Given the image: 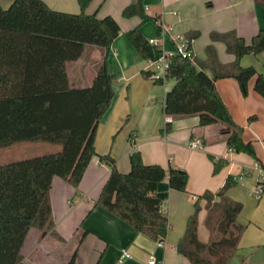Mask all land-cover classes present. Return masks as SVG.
Segmentation results:
<instances>
[{"label":"crops","instance_id":"0c3cea01","mask_svg":"<svg viewBox=\"0 0 264 264\" xmlns=\"http://www.w3.org/2000/svg\"><path fill=\"white\" fill-rule=\"evenodd\" d=\"M42 1L56 11H80L77 0ZM132 1L91 0L85 11L96 12L99 18L110 17L109 24L118 34L107 58L103 49L86 45L77 60L66 63L71 87L91 86L85 111L95 119L93 134L76 147L77 160L71 176L75 177L78 161L92 141L95 152L110 154L121 173L130 170L129 155L133 150L141 153L145 164L186 171V190L171 189L167 179L159 184L155 194L162 200L168 229L162 241L151 240L113 213L95 205L110 168L93 155L77 187L71 180L53 177L49 192L52 219L54 230L63 241L49 233L43 235L41 231L32 233L30 230L22 248L23 264H56L55 257L64 253L58 242L73 241L79 237V232L75 264H147L150 257L158 264H190L176 247L193 212V204L206 190L217 191L228 175L237 177V185L228 190L227 196L242 204L233 228L244 227L229 264H264V193L259 199L249 194L258 177L255 164L264 169V98L253 88L255 79L249 80L245 96L233 78L218 79L215 84L233 120L243 128V140L252 143L257 160L229 149L220 123L200 126L197 114L169 115L171 120L167 122L161 102L175 80L170 79L167 85L154 84L143 76L145 59L151 51L148 39L158 35V21L165 22L173 33L186 37L196 34L191 42L193 57L205 60V47L212 45L219 62L231 63L234 55L226 51L224 43L212 41L210 34L233 30L249 43L264 29L262 2L145 0V11L152 20L140 23L138 17L121 15L122 9ZM12 2L0 0V5L6 9ZM135 27L138 29L127 36L126 32ZM164 44L167 49L172 48L168 38ZM240 65L253 66L264 76V53L244 55ZM206 73L211 76L209 70ZM166 123L171 124V130L161 132ZM124 125L126 130L121 133ZM196 139L201 141L203 149L190 147L191 141ZM208 155L227 160L226 166L213 174ZM200 206L197 234L202 242H208L210 232L204 224V200L200 201Z\"/></svg>","mask_w":264,"mask_h":264},{"label":"trees","instance_id":"16d2710c","mask_svg":"<svg viewBox=\"0 0 264 264\" xmlns=\"http://www.w3.org/2000/svg\"><path fill=\"white\" fill-rule=\"evenodd\" d=\"M91 0H77L80 11L66 13L51 9L42 0H13L3 9L0 5V148L24 142H45L61 148L32 158L0 164V264H23V244L31 229L49 233L63 241L54 230L49 192L54 176L71 180L77 187L91 156L110 168L95 205L101 206L151 240H163L168 221L162 211V200L156 196L159 184L167 179L171 189L185 191L186 171L158 164H145L141 153L129 155L130 170L121 173L110 154L96 153L91 141L78 161L75 177L76 147L95 130V119L85 111L91 86L69 85L66 63L77 60L86 45L103 49L104 56L118 32L110 17H97L85 10ZM264 6V0H260ZM124 18L138 17L140 23L152 20L145 11V0H133L121 12ZM138 27L126 32L129 36ZM191 34L189 38L195 37ZM212 41L224 43L234 55L231 63H221L212 45L205 47L206 59L175 56L170 62L168 80L175 82L161 104L165 115H198L200 126L222 125L229 149L246 153L257 160L253 145L242 138L243 128L235 123L216 89V81L233 78L242 95L248 82L255 79L254 90L264 98V76L253 66L243 67L240 59L247 54L264 53V29L247 43L235 31L212 32ZM153 49L146 56H152ZM211 72V76L206 73ZM143 76L150 79V72ZM154 84H163L152 80ZM171 130L166 123L163 131ZM132 139V135L129 136ZM212 173H218L227 160L208 155ZM237 185V177L228 175L215 192L206 190L193 204L183 235L176 250L190 264H229L237 248L243 226L236 218L242 204L227 196ZM204 200L205 227L208 242L197 234L198 213ZM86 231H84L85 233ZM77 251L66 264H75Z\"/></svg>","mask_w":264,"mask_h":264},{"label":"built area","instance_id":"2783aa9c","mask_svg":"<svg viewBox=\"0 0 264 264\" xmlns=\"http://www.w3.org/2000/svg\"><path fill=\"white\" fill-rule=\"evenodd\" d=\"M158 35L148 39V44L153 49V55L145 59V69L150 72L151 80H160L165 84L168 80V72L170 62L173 57L180 56L181 58L189 59L193 62V54L191 50L192 39L180 33H173L171 28L163 21L157 22ZM168 38L172 43V48L167 49L164 41ZM167 122L171 120L167 115ZM191 148L203 149V144L196 139L191 141ZM258 171L256 182L249 189V194L254 199H259L264 193V169L258 163L255 164ZM147 264H158L154 257H150Z\"/></svg>","mask_w":264,"mask_h":264},{"label":"rangeland","instance_id":"374dc122","mask_svg":"<svg viewBox=\"0 0 264 264\" xmlns=\"http://www.w3.org/2000/svg\"><path fill=\"white\" fill-rule=\"evenodd\" d=\"M117 75H121L120 73H116ZM170 82L167 81L164 85H167ZM127 85V84H125ZM127 89V88H126ZM129 91V87L127 89ZM125 91V90H124ZM126 93V91H125ZM126 125H124L121 129V133H123L126 130ZM60 146L56 144L51 143H45V142H24V143H18L14 144L9 147L0 148V164H7L9 162L32 158L48 153H54L60 150ZM35 229H31V232H35ZM78 236H81V232H79ZM79 237L75 238L73 241H68L66 243L58 242L63 247V254L60 256L58 255L56 258V264L60 260L59 264H66L69 260L71 254L76 249V246Z\"/></svg>","mask_w":264,"mask_h":264}]
</instances>
